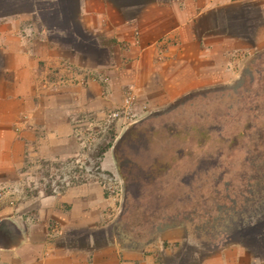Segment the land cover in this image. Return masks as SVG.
Masks as SVG:
<instances>
[{
  "label": "crops",
  "instance_id": "crops-1",
  "mask_svg": "<svg viewBox=\"0 0 264 264\" xmlns=\"http://www.w3.org/2000/svg\"><path fill=\"white\" fill-rule=\"evenodd\" d=\"M260 57L264 0H0V264H264V225L166 209L191 195L123 209L197 181L204 97Z\"/></svg>",
  "mask_w": 264,
  "mask_h": 264
},
{
  "label": "rangeland",
  "instance_id": "rangeland-1",
  "mask_svg": "<svg viewBox=\"0 0 264 264\" xmlns=\"http://www.w3.org/2000/svg\"><path fill=\"white\" fill-rule=\"evenodd\" d=\"M204 98V124L219 133L217 144L212 148L202 143L203 154L211 157V161H204L196 182L188 177L184 184L156 187L146 192L138 185H131L133 195L124 198L123 209H132V224H142L137 209L157 204L153 194L165 191L169 195L192 196L167 201L166 209L194 211L193 218L204 222L212 220L218 229L264 225V57L254 60L229 87L219 89L211 98ZM65 171L70 174L69 169ZM106 181L101 187L109 195L120 190L121 185L112 178ZM57 183L50 186L53 193L72 186L70 182Z\"/></svg>",
  "mask_w": 264,
  "mask_h": 264
},
{
  "label": "built area",
  "instance_id": "built-area-1",
  "mask_svg": "<svg viewBox=\"0 0 264 264\" xmlns=\"http://www.w3.org/2000/svg\"><path fill=\"white\" fill-rule=\"evenodd\" d=\"M126 104H127V106H126V109L127 110H125L124 112H128V113H130L131 111H133L134 110V103H133V98H132V96H126ZM128 113H126V114H128ZM130 115H131V113H130ZM118 115H116V117H117ZM117 184H118V182H117ZM0 197H2V193H0Z\"/></svg>",
  "mask_w": 264,
  "mask_h": 264
}]
</instances>
